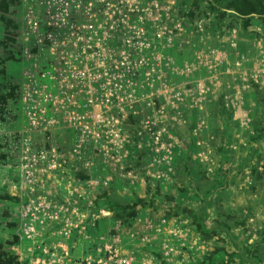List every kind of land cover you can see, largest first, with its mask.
<instances>
[{"label": "rangeland", "instance_id": "1", "mask_svg": "<svg viewBox=\"0 0 264 264\" xmlns=\"http://www.w3.org/2000/svg\"><path fill=\"white\" fill-rule=\"evenodd\" d=\"M49 1L0 0L6 264H264V16Z\"/></svg>", "mask_w": 264, "mask_h": 264}, {"label": "built area", "instance_id": "2", "mask_svg": "<svg viewBox=\"0 0 264 264\" xmlns=\"http://www.w3.org/2000/svg\"><path fill=\"white\" fill-rule=\"evenodd\" d=\"M100 2H101V4H104L105 0H102V1L100 0ZM82 4H83V0H73L72 1V5H74L75 9H78V8L80 9ZM92 4L93 3H90L88 6L86 5L85 9H87L89 11V14L93 16L94 13H91V9L94 11L93 7L95 5L92 6ZM48 5H50L49 10L52 11L51 10L52 7H56V9L58 10V9L64 8L65 6H68V3H67V0H50ZM91 6H92V8H91ZM123 22L126 24L125 21H123ZM89 28H93V26H89ZM75 31H77V30H75ZM129 32L130 31L125 32V34H123V36H122V38H123V44L121 46L122 50L119 51L122 53L121 55L114 54V52H116L118 50L116 47H112L110 45L109 46L105 45V41L107 39L105 41L103 40V41L97 42L95 47H93L92 45H89L90 48L94 49L96 51L97 55L102 58L101 61H98V63L100 65L106 64L105 62L108 59H112V57L115 59L119 58L117 60V62L115 61L113 63V65H115V69H116L114 75L120 80H123L122 78H124V75L118 73L120 71L119 69H120V67H124L128 63L127 60H124V59H128V55L126 53H128L132 49V46L135 48L139 47V44H137L135 41V39H137V35L134 36L132 33H131V35H128ZM76 34L77 33H75V37H74V39H75L74 45H75V47H78V42H79L78 39L79 38L76 36ZM102 43H103V47L101 48ZM69 55H71V57H72L71 60L77 59V57L75 56V53L71 52V53H69ZM73 57H76V58H73ZM117 70H118V72H117ZM125 262H126V264H129V262H127L126 260H125ZM82 264H93V262L92 261L91 262H82Z\"/></svg>", "mask_w": 264, "mask_h": 264}, {"label": "trees", "instance_id": "3", "mask_svg": "<svg viewBox=\"0 0 264 264\" xmlns=\"http://www.w3.org/2000/svg\"><path fill=\"white\" fill-rule=\"evenodd\" d=\"M229 6L233 7L234 10L238 11L239 13L252 16L260 15L264 16V0H229ZM7 49V47L4 46ZM1 49L0 51V61L5 62V54L11 53V49ZM201 199V197H198ZM0 264H6V261L0 256Z\"/></svg>", "mask_w": 264, "mask_h": 264}, {"label": "bare ground", "instance_id": "4", "mask_svg": "<svg viewBox=\"0 0 264 264\" xmlns=\"http://www.w3.org/2000/svg\"><path fill=\"white\" fill-rule=\"evenodd\" d=\"M99 33H100V35H102L103 34V31H98ZM96 36H99V35H96Z\"/></svg>", "mask_w": 264, "mask_h": 264}]
</instances>
